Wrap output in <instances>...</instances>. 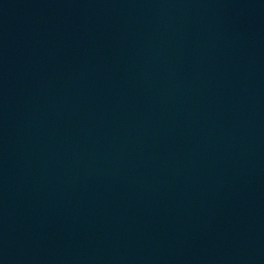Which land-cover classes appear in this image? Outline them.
I'll list each match as a JSON object with an SVG mask.
<instances>
[{"label":"water","instance_id":"95a60500","mask_svg":"<svg viewBox=\"0 0 264 264\" xmlns=\"http://www.w3.org/2000/svg\"><path fill=\"white\" fill-rule=\"evenodd\" d=\"M0 264H43L0 236Z\"/></svg>","mask_w":264,"mask_h":264}]
</instances>
